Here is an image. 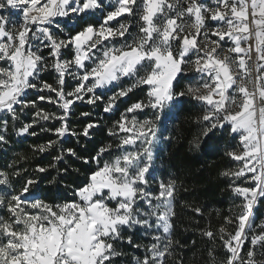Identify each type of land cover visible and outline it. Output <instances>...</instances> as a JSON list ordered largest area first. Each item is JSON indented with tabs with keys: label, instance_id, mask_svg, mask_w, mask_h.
<instances>
[{
	"label": "snow or ice",
	"instance_id": "obj_1",
	"mask_svg": "<svg viewBox=\"0 0 264 264\" xmlns=\"http://www.w3.org/2000/svg\"><path fill=\"white\" fill-rule=\"evenodd\" d=\"M5 10L8 15H0V112L9 115L15 129L25 110H35V118L16 129L18 136H36L33 129L40 128L58 139L88 138L100 124L90 120L80 130L72 128L76 101L96 107L102 103L103 112L110 113L117 101L140 86H147V99L132 103L114 122L116 130L108 129L109 136H119L115 146H102L95 155L61 146L53 162L36 164V175L24 172L27 179L19 190L0 170V186L12 189L0 193V206H6L8 213V218L0 216V264H113L121 255L115 242L124 229L152 233L154 242L145 246V255L136 264H169L168 258L180 246L172 238L177 184L160 181L158 192L153 193L149 181L157 179L154 156L170 141L164 133L185 98L205 106L199 118L202 136L225 128L239 134L240 151L226 155L241 167L222 175L237 181L229 187L242 202L238 215L224 217L219 240L227 250L223 264H257L255 249H264V221L256 225L258 232L252 227L254 209L264 201V0H216L215 7L204 0H4L0 13ZM125 17L127 23L112 26ZM253 35L254 48L249 43ZM227 41L231 45L221 56ZM253 54L255 64L250 67ZM49 71L57 73L56 86L41 79ZM190 73H199V79L177 90L180 79ZM69 76L75 86L66 91ZM124 78H134V83L123 87L118 82ZM29 89L54 95L38 94L32 99ZM45 100L56 105L60 114L40 108L39 102ZM145 110H151V115L137 119L135 114ZM49 120L60 126H40V121ZM9 139L6 118L0 146L8 145ZM57 142L34 145L33 151L47 154ZM199 146L197 137L193 147ZM113 150L120 154L101 164ZM69 158L85 165L95 162L96 169L83 186L73 189L78 199L48 202L41 181L50 169L57 175L48 179L49 185L60 183L70 170L79 172L71 165L57 167ZM248 174L254 186H241L239 181ZM12 175L19 178L21 171ZM37 191L40 198L34 194ZM112 201L115 207L109 206ZM226 226H234V231ZM250 233L252 247L242 258ZM201 235L216 239L211 229ZM127 241L132 244L131 235ZM213 255L210 250L209 256ZM173 264L183 260L177 258Z\"/></svg>",
	"mask_w": 264,
	"mask_h": 264
},
{
	"label": "trees",
	"instance_id": "obj_2",
	"mask_svg": "<svg viewBox=\"0 0 264 264\" xmlns=\"http://www.w3.org/2000/svg\"><path fill=\"white\" fill-rule=\"evenodd\" d=\"M127 22V17L118 18L117 21L112 22V25L118 26L119 23ZM134 30L133 28L132 31L135 32ZM46 54L47 52H45ZM199 76V73H190L186 78L182 77L177 90L183 89L189 82H195ZM41 79L56 86L57 76H55L54 71L42 73ZM118 83L126 87L125 85H129L131 81L124 78ZM68 87L67 85L66 91L71 89ZM38 94L54 95L47 92L38 93L33 89H29L27 92L28 97L32 99ZM106 95H110V93L106 92ZM146 99L147 86H140L134 88L127 97L117 101V107L110 113L103 112L102 103L96 107L87 104L86 101H76L72 108L74 115L70 116L72 128L80 130L90 120H95L100 124V127L93 131L92 136L81 139L71 135L58 139L52 132H41L40 128L33 129L37 132L36 136L30 134L18 136L16 129L25 122H31L35 118V110H25L23 115H20L15 129L9 115L6 114L4 119H8V136L10 139L8 145L0 146V170L9 174L13 187L19 190L24 180L27 179L24 172L26 171L28 175H36L34 171L36 164L46 166L53 162V157L59 154L61 146H75L83 155H95L100 147L109 143L115 146L119 142V136H109L108 129L111 128L115 131L113 125L119 119L120 114L132 103L138 100L146 101ZM39 107L49 113L55 112L57 115L61 112L56 105L47 100L40 101ZM204 108L205 106L200 102L185 98L183 108L176 115V118L170 121L168 131L164 133L165 136L171 137L170 141L161 145L154 156L156 169L154 175L157 179L156 181H149L153 193L157 191L160 181L166 183L169 180H175L177 184L176 216L173 218L172 238L178 240L180 246L168 258L169 264H173L177 258H181L183 264H223L227 250L222 247L218 229L224 225V217H234L240 212L238 206L242 200L237 198L229 187L230 184H235L237 181L222 175L225 171H235L241 167L240 162L234 161L226 155L228 151H240L242 146L240 145L239 134H230L229 129L225 128L223 131L216 130L207 137L202 136L203 124L199 118L204 115ZM82 112H89L91 115L90 117H82L80 115ZM135 115L137 119L143 120L151 115V110H145L142 114L136 113ZM3 121L0 120V128H2ZM40 126L48 129L59 127L60 124L58 121L49 120L40 121ZM197 137H199V148L193 147V141ZM48 140L58 141L55 150L50 149L47 154L33 151L34 145L46 143ZM119 154L117 151H110L102 157L101 164L104 161L113 160ZM21 156L25 159H21ZM10 165L12 167H9ZM66 165H71V169H79V172L70 170L68 175L61 178L60 183L49 185L48 179L57 175L55 169H50L49 174L41 181V188L47 190L45 198L48 202L56 204L78 199V197H74L73 189L76 186H83L90 172L96 169L95 162L85 165L81 160L75 158L66 159L64 162L58 163L57 167H65ZM17 169L21 171L19 178L12 175ZM239 183L244 186L243 180H240ZM5 191L10 192L12 189H5L4 186H0V193ZM34 194L40 198L38 191ZM196 208H200L201 211L197 213ZM254 215L255 224L252 227L254 231L258 232L259 229L256 228V225L264 221V201H261L254 209ZM0 216L8 218L6 206H0ZM226 228L227 231H234V226H226ZM209 229L216 233V239H209L201 235L202 231ZM129 235L132 236V244L127 241ZM250 237L251 233L242 249V258L246 257L247 251L252 247ZM153 242L152 233L146 235L142 229L122 230L121 239L115 242L116 250L121 255L114 258L113 264H136V260L145 255V246ZM136 245H140V247H136ZM210 250L214 253L211 257L209 256ZM255 252L257 264H264V254H261L264 249L257 246Z\"/></svg>",
	"mask_w": 264,
	"mask_h": 264
},
{
	"label": "rangeland",
	"instance_id": "obj_3",
	"mask_svg": "<svg viewBox=\"0 0 264 264\" xmlns=\"http://www.w3.org/2000/svg\"><path fill=\"white\" fill-rule=\"evenodd\" d=\"M0 2H4V0H0ZM204 2L205 3H207V4H209V5H211V6H213V7H215V3H216V0H204ZM0 15H8V11L7 10H5L4 12H2V13H0ZM113 27H116L117 25H112ZM213 26H215V25H213ZM134 31H136V28L134 27ZM212 39H218L217 37H211ZM249 43H251L252 45H253V48L255 47V44H256V40H255V36L253 35V37L251 38V40L249 41ZM231 45V42L230 41H227V42H225V44H224V46H223V51H221L220 52V55L221 56H223L224 54H225V52L227 51V48L229 47ZM245 47H247L248 46V44L246 43L245 45H244ZM47 55V54H46ZM65 58H68L67 57V54H65ZM254 64H255V54H253V57H252V61H250L249 62V66L250 67H254ZM3 66H6V65H3ZM55 72V71H54ZM55 76H57V73H55ZM127 79H129L130 81H131V83L130 84H132V83H134V78H127ZM129 84V85H130ZM67 85L69 86L68 88H71V89H68L67 91H71L72 90V87H74L75 85H74V81H73V79H72V77L71 76H69L68 78H67ZM129 85H125L126 87L127 86H129ZM248 87H249V89H252V84L251 83H249L248 84ZM101 91H105V90H101ZM107 92H109L110 93V95H111V91H107ZM230 95H231V93H230ZM233 107V110H236V107L233 105L232 106ZM257 107H259V104H257ZM6 115V113H4V112H0V120H4V116ZM116 158V157H115ZM114 158V159H115ZM113 159V160H114ZM250 176H251V174H248L244 179H243V184H244V186H254L253 184H252V181H251V179H250ZM151 188V187H150ZM158 190L159 189H157V191H155V192H158ZM154 192V193H155ZM115 204H116V202L115 201H112V202H109V206L110 207H115Z\"/></svg>",
	"mask_w": 264,
	"mask_h": 264
},
{
	"label": "water",
	"instance_id": "obj_4",
	"mask_svg": "<svg viewBox=\"0 0 264 264\" xmlns=\"http://www.w3.org/2000/svg\"><path fill=\"white\" fill-rule=\"evenodd\" d=\"M256 209V208H255ZM254 217H255V215H254Z\"/></svg>",
	"mask_w": 264,
	"mask_h": 264
}]
</instances>
